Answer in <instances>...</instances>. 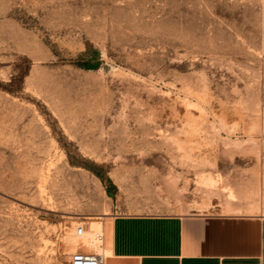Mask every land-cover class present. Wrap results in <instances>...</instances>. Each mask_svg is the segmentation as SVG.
<instances>
[{
    "label": "rangeland",
    "instance_id": "obj_1",
    "mask_svg": "<svg viewBox=\"0 0 264 264\" xmlns=\"http://www.w3.org/2000/svg\"><path fill=\"white\" fill-rule=\"evenodd\" d=\"M192 212L264 215V0H0V264Z\"/></svg>",
    "mask_w": 264,
    "mask_h": 264
},
{
    "label": "crops",
    "instance_id": "obj_2",
    "mask_svg": "<svg viewBox=\"0 0 264 264\" xmlns=\"http://www.w3.org/2000/svg\"><path fill=\"white\" fill-rule=\"evenodd\" d=\"M106 248L105 264H264V215L114 216Z\"/></svg>",
    "mask_w": 264,
    "mask_h": 264
},
{
    "label": "built area",
    "instance_id": "obj_3",
    "mask_svg": "<svg viewBox=\"0 0 264 264\" xmlns=\"http://www.w3.org/2000/svg\"><path fill=\"white\" fill-rule=\"evenodd\" d=\"M85 232L84 226H80L76 229L78 236H82ZM96 239L100 242L101 247L104 242V235L97 234ZM107 256L104 250L87 252L81 249L76 250L69 256L68 264H105Z\"/></svg>",
    "mask_w": 264,
    "mask_h": 264
},
{
    "label": "bare ground",
    "instance_id": "obj_4",
    "mask_svg": "<svg viewBox=\"0 0 264 264\" xmlns=\"http://www.w3.org/2000/svg\"><path fill=\"white\" fill-rule=\"evenodd\" d=\"M230 192H232V191H230ZM99 229H100L99 226H96L94 229L88 227L82 236H78L76 233L75 236H73V237H71V235H70V237L67 238V241L71 245H73L76 249L78 248V246L81 245V246L85 247L86 250H90V249L98 250L99 248H101V245L99 244L100 242L96 239L97 234H99ZM64 240H65V238H64ZM107 253H109V252H107ZM106 256H107V254H106Z\"/></svg>",
    "mask_w": 264,
    "mask_h": 264
},
{
    "label": "trees",
    "instance_id": "obj_5",
    "mask_svg": "<svg viewBox=\"0 0 264 264\" xmlns=\"http://www.w3.org/2000/svg\"><path fill=\"white\" fill-rule=\"evenodd\" d=\"M86 67H88V69H93L94 66L89 65V66H86ZM108 194H111V192L109 190H108Z\"/></svg>",
    "mask_w": 264,
    "mask_h": 264
}]
</instances>
